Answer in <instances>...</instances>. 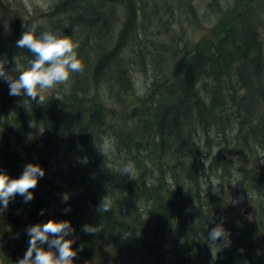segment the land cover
<instances>
[{"label": "trees", "instance_id": "trees-1", "mask_svg": "<svg viewBox=\"0 0 264 264\" xmlns=\"http://www.w3.org/2000/svg\"><path fill=\"white\" fill-rule=\"evenodd\" d=\"M114 2L99 0L98 5L82 7L79 0H65L37 34L50 30L71 38L79 44L78 57L84 64L80 52L93 35L100 37L102 32L104 42L112 40L103 10ZM249 2L228 13L227 28L197 45L188 58L182 57L187 62L183 75L168 76L166 68L159 72L163 81L153 82L149 95L135 101L133 109L126 106L132 90L129 61L118 59L136 24L127 25L113 49L97 60L92 81L85 76L86 68L73 74L68 85L59 87L60 99L54 97L51 104L23 110L25 102L0 91L4 136L0 137V170L18 179L24 166L32 163L46 173L31 190L32 201L25 203L17 195L8 206L6 220L0 215V264H17L29 247L26 229L49 220L70 221L75 229L74 235L66 237L74 240V264H264V246L263 253L250 247L260 244L257 229L250 228L251 234L244 230L234 249L230 242L218 240L222 248L218 259L203 235L212 217L209 202H218L209 184L215 170L228 182L235 176L238 192L263 195L264 31L262 36L258 24L252 23L253 3ZM21 36L16 27L0 32V61L4 57L11 73L16 59L32 55L17 47ZM92 83L105 85L122 109L105 108ZM12 129L25 136L17 143L23 145L25 140L23 152L11 144ZM104 136L115 140L110 152L115 150V161L109 160L110 153L105 158L97 150L96 143ZM215 136L220 141L212 154ZM202 148L209 150L207 159L202 158ZM257 154V160L249 163ZM235 155L243 158L235 160ZM57 157L63 161L55 176H48L47 165ZM129 163L134 165V178L123 172ZM251 163L255 166L246 170ZM186 165L189 190H183L182 177L176 173L173 182H165L168 170ZM238 167L244 169L234 175ZM57 176L67 179L69 189L51 186ZM200 182L208 184V190ZM66 193L73 196L63 202ZM105 198L111 206L108 212L100 211ZM216 219L209 225L213 229L223 222L231 241L232 224L223 217ZM84 225L99 226L101 231L86 234ZM167 241L171 249L165 252ZM42 247L48 250L47 245Z\"/></svg>", "mask_w": 264, "mask_h": 264}, {"label": "rangeland", "instance_id": "rangeland-1", "mask_svg": "<svg viewBox=\"0 0 264 264\" xmlns=\"http://www.w3.org/2000/svg\"><path fill=\"white\" fill-rule=\"evenodd\" d=\"M7 4V10L0 12V23L2 25V33H8L12 31L15 27L23 33L25 30V25L36 24L38 28L41 26L46 27L48 21L52 19L54 14L59 11V4L65 3V0H4ZM82 7L85 5H98L99 0H79ZM250 1L252 2V8L250 9L253 13L252 23L257 25L258 31L262 33L264 31V0H116L114 3L108 5V10H103L109 17L108 25L111 27L109 38L111 42H104V36L102 32L100 37L93 35L90 39L89 45L80 52V57L84 58V68L85 76L88 78L93 75V67L96 65L101 56L108 54L113 48L111 47L120 38V34L130 24H136L134 32L130 35L127 41V49L125 53L118 59L122 60L124 58L129 61V69L131 75V88L128 95V104L126 105L128 109H133L136 107L135 101L138 99H143L149 94V90L153 82L163 81V77H159L160 73L165 71L169 76L183 75L184 69L187 62H183L182 57L188 58L190 54L197 45L205 40H211L216 37L221 30L227 28L226 19L228 18V13H231L235 8H240L243 3ZM98 8L97 6H95ZM96 10V9H95ZM97 11V10H96ZM49 17V18H48ZM65 16H63L64 18ZM132 20V21H131ZM130 22V23H129ZM80 44H83V40H80ZM99 44V46H97ZM115 46V45H114ZM135 56V57H134ZM187 56V57H186ZM226 53H224V57ZM134 57V59H132ZM4 61V57H2ZM102 58V57H101ZM22 64L26 65V60H20ZM5 70H7L5 65ZM160 72V73H159ZM90 75L88 76V74ZM12 75H17L15 72ZM159 77V78H157ZM93 84V83H92ZM59 87L55 90L46 91L45 103L43 105L51 104L54 101V97L59 96L57 93ZM95 90H92L95 94H100V99L104 102L103 106L107 109H112L120 111L122 107L114 102L110 91L107 90L106 86L101 84H93ZM0 91H4L9 94V87L6 82L0 79ZM11 96V95H10ZM17 99L19 103H24L27 98L25 96H12ZM157 95L153 96V99H157ZM26 109L29 107L36 106L40 107L34 101L25 102ZM109 118L111 116H108ZM16 123V122H14ZM6 129H4L5 131ZM8 132V130H7ZM11 137L15 149L19 152L24 151V147L27 144L25 140L23 145H19L25 136H20L16 129L11 130ZM3 133L0 132V137ZM4 137V136H3ZM216 137V136H215ZM236 137V136H235ZM5 140V139H4ZM218 141L220 139L216 137L211 149L213 154L218 146ZM7 145V143H6ZM205 147V146H204ZM203 147V148H204ZM201 150L203 152L202 158L207 159L209 150ZM114 153H110L112 160L115 161L117 156ZM253 156L248 160L250 163L252 160H257L258 158ZM235 160H241L242 155L234 156ZM63 161L60 158H54L49 165H47L48 176H55V171L59 168V163ZM255 164L251 163L248 165L246 170H250L251 166ZM264 167V160H263ZM244 168H236L234 170V175H240V171ZM188 165L185 167H177L174 171L168 170L166 172L167 178L165 182L170 183V179L173 182L174 174L176 173L179 177H182L183 190H189L190 184L186 181ZM216 175L211 176L209 184L211 186V193L218 200V202H209L211 204L210 213L212 217L209 223L217 221L216 218L223 217L224 221L231 223L232 228V248H236V241H239L240 236L243 233L251 234L250 228L256 230L259 233V245L253 244L250 247L252 249L258 248L259 253H263V244L261 243V236L264 233V185H263V195L258 196L256 193L241 190L238 192V188L235 183V176L228 182L227 178H222L218 172ZM205 177L201 178V182L205 181ZM52 185L56 189H69L67 179L57 176L52 178ZM154 182V180H151ZM181 182V181H180ZM200 185L203 186L205 184ZM208 190V184L203 188ZM68 194V193H66ZM69 195V194H68ZM69 196H73L70 193ZM220 202V203H219ZM218 204L221 206L218 208ZM9 208L0 213L6 220L8 217ZM217 214V215H216ZM216 215V216H215ZM206 226L205 235H209L212 227ZM11 226V224H10ZM242 229H239L240 227ZM20 227V226H19ZM245 230V232H244ZM234 235V236H233ZM221 241L225 243L224 239ZM208 246L213 248V253L215 259H218L221 255V246L218 244L219 241L212 245L209 240H207ZM230 244V245H231ZM171 249L170 242H165L164 250L165 252ZM87 264V263H83Z\"/></svg>", "mask_w": 264, "mask_h": 264}, {"label": "clouds", "instance_id": "clouds-1", "mask_svg": "<svg viewBox=\"0 0 264 264\" xmlns=\"http://www.w3.org/2000/svg\"><path fill=\"white\" fill-rule=\"evenodd\" d=\"M38 25H25L21 38L16 42L17 47L30 51L31 58L26 57V67L16 59L14 71L17 75L5 70V61H0V79L8 84L9 95L25 96L27 102L34 101L39 105L45 103L46 91L55 90L58 86H66L75 73H82L84 65L78 57L79 44L71 38L59 37L50 30H43L37 34ZM58 100L59 96L56 97ZM25 101V102H26ZM115 140L107 136L101 137V142L96 143L98 152L106 158L113 150ZM123 172L130 178L135 176V168L131 163L125 165ZM45 170L37 164L28 163L24 166L22 175L18 179L11 178L6 172L0 170V213L5 211L10 202L17 195L28 203L34 199V190L39 180L45 176ZM70 199L68 194H63V202ZM111 206L105 198L100 211L108 212ZM69 209H65L67 213ZM43 214V213H41ZM86 234H98L99 226L84 225ZM29 236V247L24 257L17 264H74L77 252L73 250L74 240L66 239L75 233L70 221L56 222L49 220L47 223L29 226L26 229ZM230 234L223 227V222L214 227L208 235L212 245L224 239L229 241ZM43 245H47L45 250Z\"/></svg>", "mask_w": 264, "mask_h": 264}, {"label": "water", "instance_id": "water-1", "mask_svg": "<svg viewBox=\"0 0 264 264\" xmlns=\"http://www.w3.org/2000/svg\"><path fill=\"white\" fill-rule=\"evenodd\" d=\"M107 1H116V0H107ZM7 9V5L4 0H0V11H5ZM262 243L264 244V233L262 235Z\"/></svg>", "mask_w": 264, "mask_h": 264}]
</instances>
